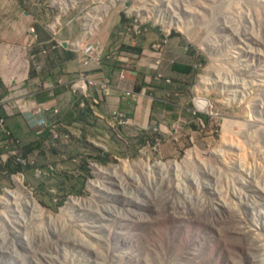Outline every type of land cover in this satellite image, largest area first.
Segmentation results:
<instances>
[{
	"label": "rangeland",
	"instance_id": "374dc122",
	"mask_svg": "<svg viewBox=\"0 0 264 264\" xmlns=\"http://www.w3.org/2000/svg\"><path fill=\"white\" fill-rule=\"evenodd\" d=\"M3 2L81 69L0 88V264H264V0Z\"/></svg>",
	"mask_w": 264,
	"mask_h": 264
},
{
	"label": "crops",
	"instance_id": "0c3cea01",
	"mask_svg": "<svg viewBox=\"0 0 264 264\" xmlns=\"http://www.w3.org/2000/svg\"><path fill=\"white\" fill-rule=\"evenodd\" d=\"M7 1L9 2V0ZM2 8L5 9L6 13L8 12L4 2L0 3V9ZM5 18L6 14L1 12L0 88L2 86L9 88L13 83H17L23 88L30 84L32 86L35 84L39 86L41 83L45 84V88H52L53 84L55 97L60 98L64 94L63 89H68L67 85L75 79L76 74L81 69L80 54L67 45L66 41L69 39L66 35L65 28L63 27L56 32L36 28L35 34L30 36L27 34V28L24 23H16L15 29L10 31L8 20ZM13 34L20 39L22 45L25 47L26 51L23 53L20 51L15 53L14 50L3 45L4 42L10 43L11 39L14 38L12 36ZM26 47H29V49ZM149 56H153V54L150 53ZM178 66L180 65H174L175 68ZM174 67L173 69L175 70ZM176 70L178 69L176 68ZM22 71L24 72L22 73ZM132 74L133 77L131 82L134 83L136 81V73ZM59 80H62L65 84H57ZM164 82L169 83L170 79H165ZM66 91V94L70 96L69 100L76 97L73 93H70L69 90ZM54 93L52 94L54 95ZM52 94L50 93V95ZM35 95L36 93H34V96ZM124 99L125 98L120 97L119 93L114 90L112 95L107 99L106 106L102 108L101 111H92L91 117L95 120H100L99 118H102L104 116L103 114L110 110H116L118 106H121L123 109L125 104L119 102ZM77 101H79L78 97ZM33 103L34 105L37 103L35 97ZM138 103L139 104L134 107V111L132 112L133 119L135 123H138V130H145L148 128V124L151 123L152 101L149 100L147 102L143 99L142 102L138 101Z\"/></svg>",
	"mask_w": 264,
	"mask_h": 264
},
{
	"label": "built area",
	"instance_id": "2783aa9c",
	"mask_svg": "<svg viewBox=\"0 0 264 264\" xmlns=\"http://www.w3.org/2000/svg\"><path fill=\"white\" fill-rule=\"evenodd\" d=\"M87 51H89L91 54H95L96 56L99 57L98 51L99 49L97 47L91 46L87 49ZM96 60V59H95ZM97 61V60H96ZM86 82L89 83L87 77H85L83 74L80 75L79 79L77 80V82L72 86L73 90H81L83 89V87L86 86ZM95 101V100H94ZM96 102V101H95Z\"/></svg>",
	"mask_w": 264,
	"mask_h": 264
},
{
	"label": "trees",
	"instance_id": "16d2710c",
	"mask_svg": "<svg viewBox=\"0 0 264 264\" xmlns=\"http://www.w3.org/2000/svg\"><path fill=\"white\" fill-rule=\"evenodd\" d=\"M179 71H182V72H190V68L189 67H183V66H178L176 67Z\"/></svg>",
	"mask_w": 264,
	"mask_h": 264
},
{
	"label": "bare ground",
	"instance_id": "6f19581e",
	"mask_svg": "<svg viewBox=\"0 0 264 264\" xmlns=\"http://www.w3.org/2000/svg\"><path fill=\"white\" fill-rule=\"evenodd\" d=\"M140 10H141V9H140ZM185 10H186V9H185ZM187 11H188V10H187ZM187 11H186V12H187ZM89 26H90V25H89ZM88 29H89V28H88ZM85 32H86V31H85ZM202 82H203V81H202ZM187 155H188V154H187ZM190 156H192V154H191ZM187 159H188V158H187ZM196 161H197V160H196ZM196 161H195V162H196ZM175 170H176V169H175ZM123 171H124V169H123ZM125 174H126V173H125ZM20 184H21V183H20ZM19 191H20V189H19ZM7 195H8V194H7ZM18 196H19V197H18ZM17 197L20 198V195H17ZM6 204H7V203H6ZM28 204H30L29 201H28ZM30 205H31V204H30ZM32 206H33V205H32ZM62 213H63V212H62ZM30 217H34V216H30ZM34 219H35V217H34ZM26 220H27V219H26ZM98 221H99V220H98ZM25 222H26V221H25ZM22 225H24V224H22ZM22 225H21V226H22ZM25 226H26V225H25ZM22 228H23V226H22ZM27 239H28V238H27ZM93 258H94V257H93Z\"/></svg>",
	"mask_w": 264,
	"mask_h": 264
}]
</instances>
